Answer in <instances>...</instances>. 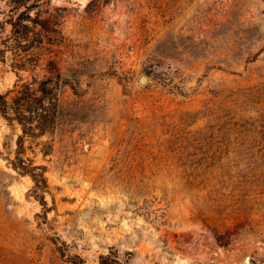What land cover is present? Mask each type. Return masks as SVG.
<instances>
[{"label":"rangeland","instance_id":"1","mask_svg":"<svg viewBox=\"0 0 264 264\" xmlns=\"http://www.w3.org/2000/svg\"><path fill=\"white\" fill-rule=\"evenodd\" d=\"M44 8L60 35L34 74L48 59L74 89L23 143L43 192L0 116V264H264V0ZM12 62L0 94L30 79Z\"/></svg>","mask_w":264,"mask_h":264},{"label":"trees","instance_id":"2","mask_svg":"<svg viewBox=\"0 0 264 264\" xmlns=\"http://www.w3.org/2000/svg\"><path fill=\"white\" fill-rule=\"evenodd\" d=\"M5 6L7 10H0V60L9 52L13 68L31 75L26 81L19 78L11 90L0 94V116L21 129L12 167L31 178L36 192H43L47 189L45 168L22 157L23 143L25 138L37 139L54 131L61 90L74 88L48 59L41 68L43 75L34 74L48 44L56 39L51 35H60L58 21L48 17V8H44L48 0H5Z\"/></svg>","mask_w":264,"mask_h":264},{"label":"water","instance_id":"3","mask_svg":"<svg viewBox=\"0 0 264 264\" xmlns=\"http://www.w3.org/2000/svg\"><path fill=\"white\" fill-rule=\"evenodd\" d=\"M149 74H150V71L146 73V76L149 75ZM146 76H142V77H140V80H139V81H140L141 83L146 82ZM249 263H250V264H255V262L252 261V260H249Z\"/></svg>","mask_w":264,"mask_h":264}]
</instances>
